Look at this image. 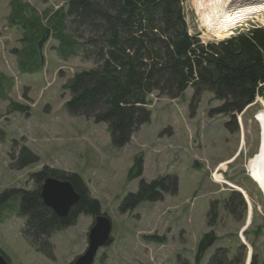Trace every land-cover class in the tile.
<instances>
[{
    "label": "rangeland",
    "instance_id": "374dc122",
    "mask_svg": "<svg viewBox=\"0 0 264 264\" xmlns=\"http://www.w3.org/2000/svg\"><path fill=\"white\" fill-rule=\"evenodd\" d=\"M248 3L262 7L264 0ZM19 4L46 32L34 35L30 27L16 24ZM183 7L189 34L205 45L217 43L206 40L193 0H185ZM67 8L64 0H0V198L9 191H32L33 175L43 170L78 175L90 200L98 203L99 215L112 223L113 241L98 251L94 264H209L214 256L222 264H250L255 255L264 259V95L234 114V120L209 117L223 104L210 93L192 114L191 88L175 99L154 91L146 98L148 122L136 128L128 144L115 147L108 125L65 109L71 80L96 67L80 52L65 58L61 41L52 36V25ZM255 18L231 37L264 29ZM32 153L37 161L20 169ZM169 176L177 179V194L163 193L161 201L120 212L141 182ZM17 196L10 195L0 213V251L9 264H72L85 254L92 215L81 214L74 225L54 232L47 257L23 235ZM210 208L217 214L213 220ZM209 232L216 241L198 262L199 242Z\"/></svg>",
    "mask_w": 264,
    "mask_h": 264
},
{
    "label": "trees",
    "instance_id": "16d2710c",
    "mask_svg": "<svg viewBox=\"0 0 264 264\" xmlns=\"http://www.w3.org/2000/svg\"><path fill=\"white\" fill-rule=\"evenodd\" d=\"M64 1L67 11L60 12L52 32L50 29L47 32L61 41L65 58L76 57L80 52L96 66L71 80L67 89L72 97L65 109L74 117L85 116L95 123L108 125L115 147L128 144L136 128L148 122L146 98L154 91L175 99L191 88L194 92L190 101L192 114L197 111L204 93H210L213 100L223 104L210 110L209 117L224 115L234 120V114L242 113L258 96L264 95L263 28L205 45L188 32L185 0ZM16 9V16L20 18L16 24L30 27L34 35L46 32L21 4ZM56 14L49 16L48 27ZM28 156L20 163V169L38 159L33 153ZM141 163L140 159L136 161L137 171ZM53 177L69 181L80 195L79 203L64 218L46 207L41 197L42 184ZM33 179L36 183L32 191H9L0 198V213L6 199L18 195L19 215L25 220L23 235L37 252L49 257V237L74 225L81 214L95 218L99 215V206L90 200L78 175L57 176L43 170L34 174ZM163 193L177 194L176 178L169 176L150 184L141 182L137 193L127 196L120 212L133 210L143 202L161 201ZM209 212L213 220L217 216L215 209L210 208ZM215 241L214 232L202 237L197 249L198 262ZM215 257L209 264H222ZM250 264H264V259L255 255Z\"/></svg>",
    "mask_w": 264,
    "mask_h": 264
},
{
    "label": "water",
    "instance_id": "95a60500",
    "mask_svg": "<svg viewBox=\"0 0 264 264\" xmlns=\"http://www.w3.org/2000/svg\"><path fill=\"white\" fill-rule=\"evenodd\" d=\"M41 197L44 205L61 218L67 217L71 209L80 201V195L69 181H58L53 178H48L43 183ZM111 236L110 219L104 215H97L88 236L87 251L72 264H94L98 251L111 245L113 241ZM0 264H9L1 253Z\"/></svg>",
    "mask_w": 264,
    "mask_h": 264
},
{
    "label": "bare ground",
    "instance_id": "6f19581e",
    "mask_svg": "<svg viewBox=\"0 0 264 264\" xmlns=\"http://www.w3.org/2000/svg\"><path fill=\"white\" fill-rule=\"evenodd\" d=\"M193 6L206 40L229 39L237 28L254 17L264 24V5L254 7L248 0H193Z\"/></svg>",
    "mask_w": 264,
    "mask_h": 264
}]
</instances>
